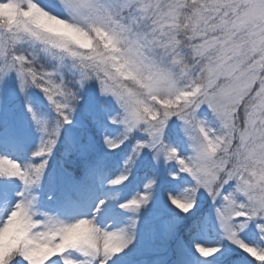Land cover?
Here are the masks:
<instances>
[{
  "label": "snow or ice",
  "instance_id": "snow-or-ice-1",
  "mask_svg": "<svg viewBox=\"0 0 264 264\" xmlns=\"http://www.w3.org/2000/svg\"><path fill=\"white\" fill-rule=\"evenodd\" d=\"M0 264H264V0H0Z\"/></svg>",
  "mask_w": 264,
  "mask_h": 264
}]
</instances>
